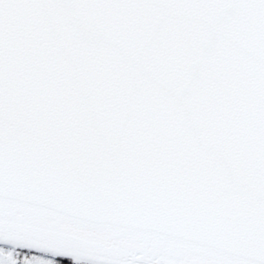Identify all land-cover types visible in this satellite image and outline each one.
I'll return each mask as SVG.
<instances>
[{
    "label": "snow or ice",
    "instance_id": "1",
    "mask_svg": "<svg viewBox=\"0 0 264 264\" xmlns=\"http://www.w3.org/2000/svg\"><path fill=\"white\" fill-rule=\"evenodd\" d=\"M0 264H264V0H0Z\"/></svg>",
    "mask_w": 264,
    "mask_h": 264
}]
</instances>
